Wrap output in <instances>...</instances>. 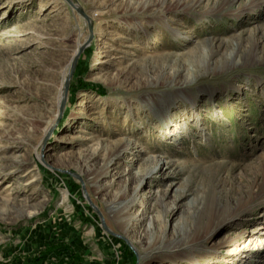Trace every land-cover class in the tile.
<instances>
[{
	"label": "rangeland",
	"instance_id": "1",
	"mask_svg": "<svg viewBox=\"0 0 264 264\" xmlns=\"http://www.w3.org/2000/svg\"><path fill=\"white\" fill-rule=\"evenodd\" d=\"M72 1L45 140L88 24L0 0V264H264V0Z\"/></svg>",
	"mask_w": 264,
	"mask_h": 264
},
{
	"label": "water",
	"instance_id": "2",
	"mask_svg": "<svg viewBox=\"0 0 264 264\" xmlns=\"http://www.w3.org/2000/svg\"><path fill=\"white\" fill-rule=\"evenodd\" d=\"M69 5L75 9L78 13H80V15L82 17H84V19L86 20L87 24H88V29H89V35L86 39V41L84 42V44L79 48L77 54L75 55V57L72 59L71 61V64H70V69H69V73H68V76H67V79L65 80L64 82V97L63 99L61 100L60 102V105H59V108H58V115L56 117V120L54 122V124L50 127V129L48 130V133H47V136H46V139L47 140L49 138V136L53 133L54 129L57 127V125L60 123V120L63 116V113H64V109H65V104H66V97H67V94H68V90H69V85H70V80L73 76V73L75 71V68H76V64H77V61H78V58L80 56V54L83 52V50L85 49V47L92 41L93 37H94V24H93V21L92 19L90 18V16H88L86 14V12L83 10V8L78 5L77 3H74L72 0H66ZM46 145V141L44 143V147ZM42 157H43V154H42ZM103 222V221H102ZM104 223V222H103ZM104 227L110 231L106 225L104 224ZM118 237H120V235H117ZM135 251V255L137 257V262L136 264L139 263V253L134 249Z\"/></svg>",
	"mask_w": 264,
	"mask_h": 264
},
{
	"label": "bare ground",
	"instance_id": "3",
	"mask_svg": "<svg viewBox=\"0 0 264 264\" xmlns=\"http://www.w3.org/2000/svg\"><path fill=\"white\" fill-rule=\"evenodd\" d=\"M83 44H84V43H83ZM83 44H82V42L78 44V47H77V49L75 50V53H76V54H77L79 48H80ZM97 44H98V43H97ZM98 63H99V64L103 63V60H98ZM63 85H64V82H63V84H61V86H60V92H59V95H60L61 99H60L59 103L61 102V100H62L63 97H64V91H63V94H62ZM197 122H198V121H196V123H197ZM174 130H176V128H174ZM174 130H173V131H174ZM259 166H264V155H262V156L260 157V164H259ZM131 218H132V216H131ZM131 218H128V220H127V222H126V226H125V227H126V230L129 228V225H130V219H131ZM134 218H135V220H136L137 223H141V222L146 221V223H147L148 225L151 224V218H150V217L148 218L147 212L144 211L143 208H142V209H140V208L137 209L136 213L134 214ZM126 219H127V218H126ZM208 257H209V254H208V253L203 254V255L201 256L202 262H199V261H198V264H203V263H204V260H206Z\"/></svg>",
	"mask_w": 264,
	"mask_h": 264
}]
</instances>
